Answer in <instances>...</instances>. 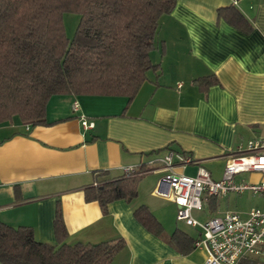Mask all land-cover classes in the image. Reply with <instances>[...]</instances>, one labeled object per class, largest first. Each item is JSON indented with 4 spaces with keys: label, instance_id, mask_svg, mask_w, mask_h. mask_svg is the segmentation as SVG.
I'll return each mask as SVG.
<instances>
[{
    "label": "crops",
    "instance_id": "obj_1",
    "mask_svg": "<svg viewBox=\"0 0 264 264\" xmlns=\"http://www.w3.org/2000/svg\"><path fill=\"white\" fill-rule=\"evenodd\" d=\"M233 1L176 0L154 38L150 57L156 68L147 71L131 99L55 94L46 104V123L0 122V222L31 227L36 239L55 243L59 203L67 243L123 240L109 264H203V248L169 242L176 231L194 239L199 230L181 222L196 231L192 234L174 222L176 204L154 194V188L166 172L159 159L170 150L196 160L175 165L174 171L189 175L185 170L192 166L196 174L201 166L220 179L213 164L225 167L249 139L264 136V0ZM233 4L249 30L222 14ZM80 115L94 125L84 129ZM124 166L141 173L136 197L110 202L105 213L97 201L85 199L84 188L94 183L96 171L115 178L125 173ZM235 180L258 182L264 173ZM139 205L161 224L164 236L137 220ZM204 206L209 209L205 220L229 211H218L217 200L210 197H204ZM258 257L264 264V256Z\"/></svg>",
    "mask_w": 264,
    "mask_h": 264
},
{
    "label": "trees",
    "instance_id": "obj_2",
    "mask_svg": "<svg viewBox=\"0 0 264 264\" xmlns=\"http://www.w3.org/2000/svg\"><path fill=\"white\" fill-rule=\"evenodd\" d=\"M176 0H0V122L17 116L25 126L46 123L45 108L55 94L123 95L131 99L147 71L156 68L150 57L160 19ZM222 14L242 31L245 17L231 5ZM79 15L72 38L65 33L63 13ZM206 86L205 84H201ZM141 173L111 177L95 172L84 188L87 201H97L105 213L115 200L137 195ZM215 199V197H210ZM137 220L152 233L163 228L145 205L134 209ZM55 243L40 241L28 226L0 222V264H109L124 245L122 239L96 243L65 241L68 232L57 203ZM171 244L194 247L178 231ZM246 257L241 264H258Z\"/></svg>",
    "mask_w": 264,
    "mask_h": 264
},
{
    "label": "built area",
    "instance_id": "obj_3",
    "mask_svg": "<svg viewBox=\"0 0 264 264\" xmlns=\"http://www.w3.org/2000/svg\"><path fill=\"white\" fill-rule=\"evenodd\" d=\"M72 108H78L77 101L73 102ZM79 118L84 129L94 125L84 115ZM159 162L166 172L158 180L154 194L172 200L177 206L176 219L199 230L194 247L205 250L203 264H240L243 258L264 256V209L252 207L244 217L238 211L229 210L204 221L192 215L193 209L202 208L204 197L246 190L264 194V180H235V175L241 172L264 173V136L249 139L244 151L230 157L220 179L212 178L209 171L201 166L194 176L174 171L175 165L184 167L196 163L192 156L180 151H168ZM152 167L150 165L147 169ZM123 170L136 173L133 166H124Z\"/></svg>",
    "mask_w": 264,
    "mask_h": 264
},
{
    "label": "rangeland",
    "instance_id": "obj_4",
    "mask_svg": "<svg viewBox=\"0 0 264 264\" xmlns=\"http://www.w3.org/2000/svg\"><path fill=\"white\" fill-rule=\"evenodd\" d=\"M79 21V15L74 12H64L63 13V23L65 28V33L68 38H72L76 27L78 25ZM13 121H18L19 118L17 116L13 117ZM213 171L214 176L221 174L223 175L224 167L221 166V164L215 163L212 167H210ZM195 170L192 166L187 167L185 170L186 174H189V176H194ZM245 178L248 180L249 178V172H241L239 174L235 175V179ZM142 197L147 198L146 191H142ZM215 199L218 203V211L226 210H237L239 213L244 212L247 209H250L254 206L262 207L264 206V195H259L258 193H252L249 190H246L242 192V194H237L235 192H228L226 195L223 196H215ZM209 209L204 206L203 209H193L192 215L195 216L199 221H204L205 216L209 215ZM205 215V216H204ZM174 222L178 223L181 227L187 229L190 233L194 234L196 231L193 228H190L188 226H184L181 224V221H177L176 217L174 219Z\"/></svg>",
    "mask_w": 264,
    "mask_h": 264
}]
</instances>
